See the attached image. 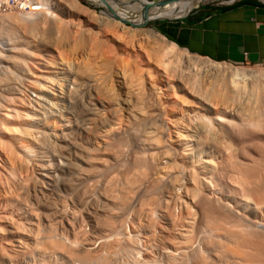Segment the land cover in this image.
Segmentation results:
<instances>
[{
    "label": "bare ground",
    "instance_id": "obj_1",
    "mask_svg": "<svg viewBox=\"0 0 264 264\" xmlns=\"http://www.w3.org/2000/svg\"><path fill=\"white\" fill-rule=\"evenodd\" d=\"M85 1L104 9L23 0L28 10L0 14V162L9 161L0 177V252L13 255V242L36 232L27 225L34 214L27 179L20 196L11 184L29 164L40 174L39 192L51 191L61 206L42 203L40 217L54 222L50 230L43 222L41 240L35 236L41 246L32 248L42 253L32 255L34 263L53 264L57 250L79 264H264V69L200 56L126 23L156 0ZM201 1L154 3L146 12L172 17ZM32 49L44 57V75L28 84ZM100 180L103 199L90 192ZM70 202L86 207L89 228L79 225L80 239L70 236L80 217L65 208ZM13 204L22 237L8 239L14 231L2 211ZM4 255L0 264H9Z\"/></svg>",
    "mask_w": 264,
    "mask_h": 264
},
{
    "label": "crops",
    "instance_id": "obj_2",
    "mask_svg": "<svg viewBox=\"0 0 264 264\" xmlns=\"http://www.w3.org/2000/svg\"><path fill=\"white\" fill-rule=\"evenodd\" d=\"M195 6L184 14L159 18L152 24L154 30L189 52L216 61L264 63L263 2H199Z\"/></svg>",
    "mask_w": 264,
    "mask_h": 264
},
{
    "label": "rangeland",
    "instance_id": "obj_3",
    "mask_svg": "<svg viewBox=\"0 0 264 264\" xmlns=\"http://www.w3.org/2000/svg\"><path fill=\"white\" fill-rule=\"evenodd\" d=\"M82 4H84V5H86V6H89L90 8H92V9H97L96 11L100 14V12L101 11H103V7L102 6H99V5H96V4H93V3H90V2H88V1H85V0H79ZM229 0H204V1H201L200 3H202V2H228ZM198 4V3H197ZM197 4H195V5H197ZM194 5V6H195ZM100 7V8H99ZM13 12L15 11V10H12ZM8 13V12H7ZM134 13V12H133ZM154 16H162V14L158 11V10H154V11H148V12H146V13H142V14H140V15H138L137 17H134V16H132V17H130V19L129 20H127V21H129V22H127L126 21V23L130 26V27H134V26H132L131 24H134V23H137L138 21H139V17L140 18H144V19H149V18H151V17H154ZM159 18H154V19H150V20H148L147 22H146V24L145 25H141V27H144V28H151V29H153L154 30V28H153V26H152V24H153V22L154 21H156V20H158ZM118 30V29H117ZM109 33V36H111V35H114L115 36V34H113L111 31H108ZM110 32H111V34H110ZM115 32V31H114ZM118 32H120L119 30H118ZM38 37V36H37ZM124 37V36H123ZM123 37H121L120 39H121V42H120V39H119V42H120V44H121V46H124V47H127V46H129L128 45V43H126V42H124L125 41V39L123 38ZM123 40V41H122ZM122 43H124V44H122ZM126 44V45H125ZM105 48L104 46H102V44H101V47L100 48ZM53 48H55V49H52L53 51V54L54 55H57V60L60 62L61 61V59H60V57H59V54H58V49L54 46ZM129 48V47H128ZM33 51H34V49H32ZM144 50L142 49V51H141V53L143 52ZM36 52V53H35ZM143 55H144V52L142 53ZM31 55H33V56H31V57H29V59H28V62H29V65H30V67L33 69V71H34V73H33V76H31V77H29L28 78V84H30V82L32 83V82H34V80L36 79V77H34V76H37V75H41V73L42 72H40V71H38V63H40V61L39 60H41V59H43L44 57L41 55L40 56V54L38 53L37 54V51H34ZM42 61V60H41ZM234 65H238V66H242V67H247V68H252V69H264V63H261V64H245V63H242V64H234ZM42 75H44L43 73H42ZM31 80V81H30ZM41 82H42V80H40ZM170 92V91H169ZM171 94H172V92H171ZM174 97V96H173ZM175 98L176 99H178L179 101H180V99L178 98V96H176L175 95ZM187 105V104H186ZM186 108H187V106H185ZM184 107V108H185ZM189 107V106H188ZM124 113V114H123ZM122 113V116H125V112H123ZM122 120H125V118L123 117V118H121ZM124 123H125V121H123ZM187 124V123H186ZM168 125H170V124H168ZM165 126V127H164ZM164 128H166V126H167V124H164ZM169 128L170 129H168V131L169 130H173L174 129V126H172L171 127V125L169 126ZM172 128V129H171ZM171 135H174V134H171ZM164 137H167V134L164 136ZM168 139V138H167ZM173 139V140H172ZM172 139H171V141H174V143L173 142H171V141H169V140H167V143H170L171 142V144L173 145V144H175V142L177 141L176 140V137H175V135L172 137ZM127 153V152H126ZM125 154V153H124ZM123 154V155H124ZM131 154V153H130ZM129 154V155H130ZM123 155H120V157L122 156V157H124L123 159H126L127 158V155L125 156H123ZM128 155V157H131V156H129ZM4 159H7L5 156H4V154H3V156H2ZM126 157V158H125ZM168 159H166V158H163V160L162 161H164V162H162V164H164V165H166L167 166V164L168 163H165V161H167ZM5 161V163H3L2 161L0 162V177H1V179L3 178V177H5L6 175H8V173H7V169H6V167L4 166V165H6V166H8L9 167V161L8 160H4ZM3 163V164H2ZM26 168V169H25ZM24 169H23V171H21L20 173H16L17 174V176L19 177V178H17V176H13V177H11V184L13 185V189H14V191H12V193L13 194H15V196H20V194L24 191V189H22V187H23V180L21 181L20 179H25V181H26V179H27V181L28 182H26V184H27V186H29V188H30V195L32 196V197H30L29 198V203H27V207L28 206H32V204H33V206L35 207V211H34V207H33V213L35 214H33V218L31 219L33 222L31 223V220H29V222H28V224L27 225H29L30 227H33L34 225L35 226H37V227H33V231H35L36 230V232L34 233V232H29V235H27V236H25L26 238L28 237L29 238V241H31L30 243H29V241L27 240V239H25L24 241H28L26 244L24 243V244H18L17 242H13V243H15V248L13 247V249H14V251H12V254L14 255V256H16V259L18 260V261H16V259H14L15 257L13 256V255H11V253H10V255L8 254V253H6L7 251H5V252H3V253H5V255L4 254H2V252H0V256L1 257H3V255L5 256V258L7 257V258H9V259H7L8 261L7 262H9V264H14V262H15V264H19V263H24V264H29V263H32V264H39V262H33V260L31 259V257H32V255H34L35 254V257H39V255L37 254L38 253V251H39V254H41L42 252H40V250H36V248H38V246L40 245V244H36V242L34 243V241H37V237H35L36 235L38 236L39 234H41L42 235V233H45L44 231H45V229L48 227V230H50V227H49V224L52 226L53 225V222L54 221H52V223H50V221H43L42 220V218L40 217V213L42 212V211H44V209H45V204H46V202L48 203V202H52V204H53V207L54 208H56V209H59L61 206H60V203H59V200H57L56 199V196H55V194H53L51 191H46V190H44L43 188L41 189V191L39 192V188L41 187V179H40V174L38 173V171H37V169L35 170L33 167H29V164H27V166L25 167ZM114 169V168H113ZM112 169V170H113ZM110 171L111 173H109V175L110 176H115V173L117 172V170H113V171ZM23 172V173H22ZM2 174V175H1ZM4 175V176H3ZM108 175V177H106V179L107 178H109L110 176ZM3 176V177H2ZM37 176H38V178H37ZM117 176V175H116ZM36 178H37V181H36ZM34 179H35V182H34ZM3 180V179H2ZM20 182H19V181ZM119 180H121V179H119V178H115V182H113L114 184H113V186H115V184H116V186H115V188H116V190L113 188V186H112V179H111V186H112V188L115 190V191H119V189H118V187H119V182H121V181H119ZM39 181V182H38ZM92 180H90L89 182L90 183H92L91 182ZM15 182V183H14ZM21 182H22V184H21ZM32 182H34L35 183V185L36 186H34L33 185V183ZM37 182V183H36ZM97 182V181H96ZM96 182H94L95 184V188H94V186L91 184V186H90V183L88 184L89 185V187L90 188H94L92 191H90V192H92L91 194H93L94 192V196H96L95 194H97V196L96 197H98L99 199H103V196H106L107 197V195L104 193V191L102 190V186H103V184L102 183H104V180L103 181H101L100 180V182L98 181L97 183ZM31 185H30V184ZM117 183H119V184H117ZM21 184V185H20ZM100 184V185H99ZM19 185V186H18ZM40 185V186H39ZM98 185H99V187H98ZM26 186V187H27ZM35 187V191L33 190V188ZM36 187H38V188H36ZM97 187V188H96ZM60 189L61 188H59V191H60ZM112 189V190H113ZM33 190V191H32ZM114 190L113 191H111V193H112V197L114 198H117L118 197V195H119V193L117 194L116 192H115V195H113L114 194ZM22 191V192H21ZM42 191H43V193H42ZM94 191V192H93ZM46 192H47V194H46ZM35 193L37 194V195H35ZM61 195H65V197L64 198H69V195H70V191L69 190H67V192L65 191V190H63V189H61V191L59 192ZM100 194V195H99ZM34 195H35V197H37V199H35V197H34ZM43 195H45V196H43ZM165 195H167V194H165ZM22 196H24L23 194H22ZM21 196V197H22ZM40 198H39V197ZM16 198V197H15ZM50 200H49V199ZM43 199V200H42ZM36 200V201H35ZM39 201V204H38V201ZM55 200V201H54ZM45 201V202H44ZM44 202V206H43V203ZM30 203H32V204H30ZM37 203V204H36ZM6 204V203H5ZM16 206V205H12L11 207H12V209L14 208V207ZM66 207L65 208H67V206H68V210H71L72 208V210H76V211H78L77 213H78V215L80 216L79 217V223L77 222V224H75L74 226H76V227H72L71 229H70V236L71 237H74V235L76 234V233H78L77 234V238L78 239H80V237H81V235H79V234H82V231H87L88 230V228H89V226L87 225V212H86V207H83V206H81V205H77V204H75L74 206L71 204V202L70 203H67L66 205H65ZM90 208V207H89ZM0 209H1V205H0ZM12 209H10V206H5L4 208H3V210H5V211H2V213H4V215H5V213H9V211H11ZM14 210V209H13ZM13 210L11 211V213H7L6 215H9V216H5L6 218V222H5V224L7 225L6 227L7 228H9L10 230H12V231H14V234L12 235V236H8V239L9 238H11L12 237V239H15V237H17L18 236V234H15V233H17V229H16V227H14L13 226V223H15V221H19L20 219H17V218H19V216L17 215V214H15V211H16V213H17V211L19 212L20 210H17L16 208H15V210H14V212H13ZM1 211V210H0ZM37 211V212H36ZM14 214H13V213ZM10 214H12V216L10 215ZM86 214V215H85ZM11 216V217H10ZM86 216V217H85ZM9 217V218H8ZM11 218H13V219H11ZM36 218V219H35ZM38 218H39V220H38ZM81 218V219H80ZM4 219V218H3ZM17 219V220H16ZM12 220V221H11ZM35 220V221H34ZM37 220V221H36ZM81 220H82V223H81ZM4 221V220H3ZM14 221V222H13ZM22 221H25V220H23L22 219ZM40 221V222H39ZM42 221V222H41ZM83 221H85V222H83ZM20 222V221H19ZM37 222V223H36ZM45 223V225H47V227L45 226V225H43L44 223ZM4 223V222H3ZM42 223V224H41ZM58 225H56L58 228H56L55 230H54V232L56 231V230H58L57 232H56V234L57 233H59V230H60V227H61V224L62 223H60V222H56ZM55 223V224H56ZM37 224V225H36ZM64 224H66L64 221H63V225ZM82 225L84 228V230L83 229H80V228H82V227H80L79 225ZM39 225H41L40 227H39ZM60 225V226H59ZM88 227H87V226ZM42 226H44V227H46L45 229H44V227H42ZM55 226V225H54ZM53 226V227H54ZM39 227V228H38ZM42 227V228H41ZM78 227V228H77ZM80 227V228H79ZM35 228V229H34ZM37 228V229H36ZM41 229L43 230V232L41 231ZM39 230V231H38ZM47 230V229H46ZM41 231V232H40ZM84 231V232H85ZM39 232V233H38ZM76 232V233H75ZM38 233V234H37ZM34 235V236H33ZM41 235H39L38 236V238L41 240V238H40V236ZM59 235V234H58ZM80 237H79V236ZM43 236V235H42ZM76 236V235H75ZM18 237H22V235L20 234ZM17 237V238H18ZM58 237V236H57ZM16 238V239H17ZM36 238V239H35ZM72 239V238H71ZM39 242V241H38ZM11 244V243H10ZM28 244V245H27ZM30 244V245H29ZM32 244H34L35 246H36V248L35 249H33L32 247H33V245ZM9 245V244H8ZM7 245V246H8ZM25 245H26V247H28V249H26V247H25ZM11 246V245H10ZM9 246V247H10ZM22 246H23V248H22ZM31 246V247H30ZM41 246V245H40ZM17 247H19V249H20V251H19V249L17 248ZM21 247V248H20ZM24 247H25V249H26V251L27 252H29L30 253V251H28L29 250V247H30V249H33L31 252L33 253H28V255H25L24 256V254H26V252L24 251V253L22 252L23 250H24ZM17 248V249H16ZM23 249V250H22ZM18 250V251H17ZM16 251V252H15ZM37 251V252H36ZM48 253H49V251L50 250H46ZM8 252H10V251H8ZM19 252V253H18ZM20 252H21V254H23V256L22 255H18V254H20ZM35 252V253H34ZM62 253V252H61ZM59 251H57V250H55V253L54 252H51L50 251V254L52 255V258H51V262L53 263V264H55V262H56V264H58L59 263V260H60V262H61V258L62 259H64V263H66V264H71V262H72V264H76V263H78L79 264V261H77V262H73L72 260H71V258H69V257H67L66 255L67 254H65V253H62L61 254ZM18 255V257H17V255ZM45 255L47 254V253H44ZM54 254V255H53ZM13 256V257H12ZM23 257V258H20V257ZM48 256H49V254H48ZM55 256V257H54ZM66 256V257H65ZM136 256V255H135ZM29 257V258H28ZM58 257V258H57ZM60 257V258H59ZM11 258V259H10ZM67 258H69V260L67 259ZM132 258V257H131ZM138 258H140L141 259V257H138ZM3 259H4V257H3ZM28 259V260H27ZM47 259V258H46ZM56 259V260H55ZM57 259H58V262H57ZM66 259H67V261H66ZM129 259H130V257H129ZM133 259V258H132ZM10 260V261H9ZM12 260H14V261H12ZM24 260H25V262H24ZM29 260H30V262H29ZM131 260V259H130ZM21 261V262H20ZM26 261H27V263H26ZM5 263L6 262V259H5V261L3 260L2 261V263ZM29 262V263H28ZM130 262H132V261H130ZM3 263V264H4ZM48 264H50V262H47ZM63 264V263H62ZM81 264V263H80Z\"/></svg>",
    "mask_w": 264,
    "mask_h": 264
},
{
    "label": "built area",
    "instance_id": "obj_4",
    "mask_svg": "<svg viewBox=\"0 0 264 264\" xmlns=\"http://www.w3.org/2000/svg\"><path fill=\"white\" fill-rule=\"evenodd\" d=\"M22 1L23 0H0V14L7 13L11 10H28L29 7L25 4L22 5ZM260 2L264 3V0H260Z\"/></svg>",
    "mask_w": 264,
    "mask_h": 264
},
{
    "label": "water",
    "instance_id": "obj_5",
    "mask_svg": "<svg viewBox=\"0 0 264 264\" xmlns=\"http://www.w3.org/2000/svg\"><path fill=\"white\" fill-rule=\"evenodd\" d=\"M172 1H176V0H156V1H153V2H147L144 6V13H146L147 9L149 8V6H151L152 4H157V5H163V4H166V3H169V2H172ZM260 1V0H258ZM129 22V21H127ZM147 21H145L143 24L141 25H145Z\"/></svg>",
    "mask_w": 264,
    "mask_h": 264
},
{
    "label": "trees",
    "instance_id": "obj_6",
    "mask_svg": "<svg viewBox=\"0 0 264 264\" xmlns=\"http://www.w3.org/2000/svg\"><path fill=\"white\" fill-rule=\"evenodd\" d=\"M142 19H144V18H142ZM144 20H146V21H148V20H150V19H144ZM141 24H143L141 21H138L137 23H134V24H131L132 26H134V27H141Z\"/></svg>",
    "mask_w": 264,
    "mask_h": 264
}]
</instances>
